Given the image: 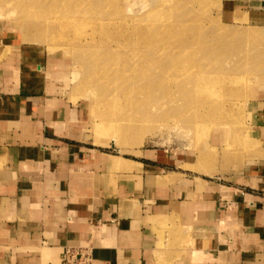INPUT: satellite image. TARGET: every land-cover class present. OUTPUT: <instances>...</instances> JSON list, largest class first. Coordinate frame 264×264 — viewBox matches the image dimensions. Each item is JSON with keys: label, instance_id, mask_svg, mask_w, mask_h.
<instances>
[{"label": "rangeland", "instance_id": "1", "mask_svg": "<svg viewBox=\"0 0 264 264\" xmlns=\"http://www.w3.org/2000/svg\"><path fill=\"white\" fill-rule=\"evenodd\" d=\"M60 1L0 0V71L6 63L17 66L20 60L40 65L42 71L28 77L40 83L28 96H56L70 107L76 141L94 153L139 160L150 166L151 173H176L187 179L198 177L226 185L233 183L234 175L246 162L264 150V13L246 11L228 0H106L105 13L113 10L108 9L111 1L120 11L116 14V19L121 20L117 29L139 31L128 37L130 41L121 52L110 45L115 52H108L119 56L106 63L105 47L86 45L92 29L89 19L95 15L85 20L69 7L80 0ZM82 7L100 11L95 0H88ZM49 8L63 12L57 14L64 19L66 14L71 16L75 22L58 34L67 41H45L50 27L44 24V18ZM77 20L83 21L79 22L81 26ZM144 25L152 31L147 33ZM168 25L170 30L165 29ZM171 27H175L174 31ZM150 37H154V42L145 47L142 42ZM172 45L181 48L176 50ZM151 50L154 60V56L148 57ZM146 54L154 61L149 68L153 69V77L138 75V70L132 74L127 67L120 79L109 78L117 67L123 73L119 66L126 63L125 58L130 64H139L143 62L139 57ZM96 55L107 68L109 79L103 78L100 63L96 65L90 59ZM13 70L5 76L11 77L10 84L0 81V95L22 89L23 80ZM157 74L162 77L155 79ZM163 85L166 91H162ZM148 86L152 88L150 92ZM204 87L205 95H196L197 89ZM3 215L0 211V221ZM160 237L166 238L171 247L180 246V238L171 231ZM6 245L4 234L0 233V264H21L24 252L14 251L10 244L6 249Z\"/></svg>", "mask_w": 264, "mask_h": 264}, {"label": "crops", "instance_id": "2", "mask_svg": "<svg viewBox=\"0 0 264 264\" xmlns=\"http://www.w3.org/2000/svg\"><path fill=\"white\" fill-rule=\"evenodd\" d=\"M228 1L264 13V0ZM3 69L4 85L13 69L24 85L0 95V233L21 264H60L67 248L91 264H264L263 149L229 185L151 173L76 141L58 97L28 96L40 65Z\"/></svg>", "mask_w": 264, "mask_h": 264}, {"label": "bare ground", "instance_id": "3", "mask_svg": "<svg viewBox=\"0 0 264 264\" xmlns=\"http://www.w3.org/2000/svg\"><path fill=\"white\" fill-rule=\"evenodd\" d=\"M35 1H37V2H42V0H35ZM44 1V0H43ZM46 1H55V2H61L60 0H46ZM88 1V0H87ZM87 1L86 0H80V2L81 3H79V4H77V5H74L73 7L72 6H69V7H71L72 8V10L74 11L73 13H77L78 14V16L79 17H83L85 20H86V18L88 17V19H89V16H93V15H95V17L93 16L91 19H89V20H91L90 21V23L92 24V29H91V32H90V34H89V36H88V38H87V40H86V45H89L90 47H94V48H97V47H101V48H104L105 49V56H104V62H106V63H108V61L109 60H111L112 58H118V56H119V54L118 53H110V52H108V51H110V50H112L111 49V46H113V48H114V50L115 51H118V50H120V52H121V50L124 48V45L125 44H127V42H129L130 40L128 39V37H130L131 35H134L135 36V34L137 35L138 33H139V31L137 32L136 30H133L132 32H127V30H126V32H123V31H120L119 29H117V25L116 24H119L120 23V21L121 20H119V19H116V14L118 13V12H120L119 11V9L118 8H116L115 7V1H111V2H109V5H108V9H113L112 11H110V13H109V11H108V13H105V9H104V7L103 6H107V4H108V1H106V0H95V3H96V5H98V7H97V10L99 9L100 11H92V9H87L86 7H82L83 6V4L86 2L87 3ZM167 1V0H166ZM165 1V2H166ZM175 1V0H174ZM173 1V2H174ZM179 1V0H178ZM181 1V0H180ZM177 2V1H176ZM175 2V3H176ZM89 4V3H88ZM174 4V3H173ZM172 4V5H173ZM178 4V3H177ZM197 4H198V2H197ZM80 5H81V7H80ZM194 5H195V3H194ZM18 6H20L19 4H18ZM25 6V5H24ZM175 6V5H174ZM68 7V8H69ZM62 8V7H61ZM88 8H90V7H88ZM93 8V7H92ZM172 8H174V7H172ZM175 8H177L176 6H175ZM198 8V7H197ZM196 8V9H197ZM50 9V11H48L47 12V15L48 16H46L45 18H44V24H48V26L50 27V29H49V31H48V33L46 34V37H45V41H48V42H54L55 40H59V38H60V40L62 39V40H66L67 41V39L66 38H64V36H62L61 35V37H59L58 36V34L60 35L62 32H65L67 29H70V27L72 26V23H75V22H72V20H71V16L70 17H68L67 16V14H66V16H65V19H64V17L63 16H59L58 14L60 13H63V12H58V11H56L54 8H49ZM67 8H65L64 10H66ZM104 9V10H103ZM55 10V11H54ZM91 10V11H90ZM154 10V9H153ZM170 10H172V9H170ZM130 11V10H129ZM58 13V14H57ZM167 13V12H166ZM201 13V12H200ZM195 14V13H194ZM164 15V14H163ZM166 15V14H165ZM173 15H174V13H173ZM172 15V16H173ZM73 16L74 17H76V14H73ZM195 16V15H194ZM60 17H63V18H60ZM198 17H199V15H198ZM82 18V19H83ZM121 18V17H120ZM122 18H125V17H122ZM172 18V17H171ZM173 18H176V17H173ZM64 19V20H63ZM78 19V18H77ZM83 19V20H84ZM170 19V18H169ZM179 19V18H178ZM194 19V18H193ZM201 19V18H200ZM46 20V21H45ZM63 20V21H62ZM84 20V21H85ZM166 20V19H165ZM177 20V19H176ZM185 20V19H184ZM189 20V19H188ZM196 20V19H195ZM75 21V20H74ZM78 21V20H77ZM140 21V20H139ZM187 20H185V22H186ZM190 21V20H189ZM194 21V20H193ZM79 22H83V21H78V23L77 24H79L80 25V23ZM88 22V21H87ZM166 22V21H165ZM125 23V22H124ZM157 23V22H156ZM155 23V24H156ZM170 23H172V22H169V24ZM177 23V22H176ZM182 23V22H181ZM193 23V22H192ZM192 23H191V25H192ZM195 23V22H194ZM133 24V23H132ZM131 24V25H132ZM160 24V23H159ZM165 24H168V23H165ZM173 24H175V22L174 23H172L171 25H173ZM178 24V23H177ZM183 24V23H182ZM182 24H181V26H182ZM79 25H77V27H79ZM151 25H153L154 26V24H151ZM157 25V24H156ZM163 25V24H162ZM47 26V27H48ZM74 26H76V25H74ZM73 26V27H74ZM81 26V25H80ZM117 26V27H116ZM134 26V25H133ZM152 26V27H153ZM160 27H161V24L159 25ZM180 26V25H179ZM178 26V27H179ZM180 26V27H181ZM184 26V25H183ZM76 27V30H78V28ZM129 27V26H128ZM131 27V26H130ZM130 27H129V29H130ZM144 27H145V31L148 33V31H149V29H150V31H152V29L149 27V29L148 28H146V26L144 25ZM167 27H169V29L168 30H170V26L168 25V26H166V28L165 29H167ZM177 27V28H178ZM179 27V28H180ZM193 27H195L194 25H193ZM198 27V26H197ZM113 29L114 31L112 32V31H110V29ZM164 28V27H163ZM163 28H162V31H163ZM171 28H173V27H171ZM175 28V27H174ZM174 28H173V31H174ZM179 28H178V30H179ZM66 29V30H65ZM73 29V28H72ZM88 30H89V28H88ZM161 30V29H160ZM185 30H186V28H185ZM144 31V32H145ZM166 31V30H165ZM176 31V30H175ZM184 31V30H183ZM75 32H79V30L78 31H75ZM143 32V33H144ZM145 32V33H146ZM164 32V31H163ZM82 33V32H81ZM80 33V34H81ZM165 33H169L170 34V32H165ZM173 33V32H172ZM183 33V32H182ZM161 33H159V35H160ZM148 35V34H147ZM147 35H146V37H147ZM151 36H152V34H150ZM166 35V34H165ZM174 35V34H173ZM58 36V37H57ZM133 36V37H134ZM170 36H172L171 34H170ZM167 37H169V36H167ZM85 38V37H84ZM127 38V39H126ZM154 37H150L149 39H146L145 41L143 40V45L146 47L147 45H149L150 43H152V42H154V39H153ZM134 39H135V37H134ZM164 39V38H163ZM172 39V38H171ZM59 40V41H60ZM85 40V39H84ZM83 40V41H84ZM127 40V41H126ZM160 40V39H159ZM159 40H158V42H159ZM167 40L169 41V39L167 38ZM193 40V39H192ZM182 41V40H181ZM181 41H179V42H181ZM185 41H187V39H185ZM195 41V40H194ZM193 41V42H194ZM61 42V41H60ZM132 42V41H131ZM179 42H177V43H179ZM190 43H192L191 41H189ZM188 42V43H189ZM208 42V41H207ZM55 44H56V42H54ZM85 43V42H84ZM134 43V42H133ZM137 43H138V45H140V40L138 39L137 40ZM165 43V42H164ZM171 43V42H170ZM169 43V44H170ZM51 44H53V43H51ZM58 44V43H57ZM63 44V43H62ZM153 44V43H152ZM156 44V43H155ZM160 43H158L157 44V46L159 45ZM167 44V43H166ZM165 44V45H166ZM168 44V45H169ZM175 44V43H174ZM194 44V43H193ZM204 44H206V43H204ZM215 43H213L212 45H214ZM70 45V44H69ZM71 45H74V44H71ZM70 45V46H71ZM80 45H82V44H80ZM111 45V46H110ZM129 45H130V43H129ZM128 45V46H129ZM183 45H184V42H183V44H182V48H184L183 47ZM195 45V44H194ZM209 45V44H208ZM83 46H84V44H83ZM108 46H110L108 49H107V47ZM126 46V45H125ZM141 46H142V44H141ZM191 46H193V45H191ZM210 46V45H209ZM72 47V46H71ZM149 47V46H148ZM150 47H151V45H150ZM167 47V46H166ZM176 46H174L173 47V45H172V48H175ZM178 47H180V46H178ZM178 47H176L175 49L177 50H179V48ZM210 47H212V46H210ZM152 48V47H151ZM159 48V47H158ZM181 48V47H180ZM187 48H188V46H187ZM198 48V47H197ZM200 48V47H199ZM148 49V48H147ZM157 49V48H156ZM189 49V48H188ZM71 50V49H70ZM114 50H112V51H114ZM153 50H155V49H153ZM114 51V52H115ZM145 51V50H144ZM170 51H171V48H170ZM119 52V53H120ZM182 52V51H181ZM151 53H152V50H151ZM161 53H163L162 51H161ZM176 55H177V53H175ZM103 55V54H102ZM147 55L148 54H146V55H143V56H140L139 57V55H138V57H139V60L140 59H142V60H140L141 62L143 61V62H145V64L144 65H146V66H144V67H142V68H140L139 66H140V64H142V63H128L127 62V58H125V60H126V63L124 64V65H121V67L119 66V69L121 68H123V73L121 72V70L118 72V67H117V69H116V71L115 72H113L112 74V76H109V78L111 77V79H113L114 77H116V79L118 80V79H120L122 76H124L123 74L127 71V67H128V70L129 71H131L132 72V74L133 73H135L136 72V70H138L139 72H137L138 73V75L139 74H144V75H147V74H149L150 76H154V73H153V69H149L150 67H151V63H153L154 64V61H152V60H150L149 58H150V56H154V54L152 53V55L149 53V55H148V57H147ZM175 55V56H176ZM126 57V56H125ZM145 58V59H144ZM90 59L96 64V65H98L99 63H100V57H98L97 55L96 56H92V57H90ZM155 59V56L153 57V60ZM125 60H124V62H125ZM136 61H137V59H136ZM174 62H177L176 61V59L174 60ZM113 63V62H112ZM116 64H117V61H116ZM116 64H114V65H116ZM118 65V64H117ZM126 65V66H125ZM174 65V64H173ZM177 65V64H176ZM181 65V64H180ZM179 65V66H180ZM100 67H99V69H100V72H101V70H102V74H103V78L104 79H109V78H107L108 77V73H107V68L105 69L103 66H104V64H102L101 65V63H100V65H99ZM184 66V65H183ZM98 67V66H97ZM182 67V66H181ZM185 67V66H184ZM195 67V66H194ZM179 68V67H178ZM186 68H188L187 66L185 67V69H184V72L185 73H187L189 70H187L186 71ZM125 69V70H124ZM176 69H177V67H176ZM175 69V70H176ZM174 70V71H175ZM155 71V70H154ZM179 71H181V68H179ZM98 72V71H97ZM165 72V71H164ZM190 72V71H189ZM189 72H188V74H189ZM96 73V72H95ZM176 73H178V69H177V72ZM161 74V73H160ZM195 75H197V74H195ZM156 76H159V77H162V75L160 76V75H155V79H156ZM169 76V75H168ZM167 76V77H168ZM196 77V76H195ZM170 78H172V77H170ZM175 79V78H174ZM170 80V79H169ZM163 81V80H162ZM162 83V82H161ZM159 84V83H158ZM146 85V84H145ZM163 86H165V85H163ZM149 87V86H148ZM112 88V87H111ZM118 90V89H117ZM132 89L130 88V90L129 91H131ZM141 90H143V88H141ZM140 90V91H141ZM152 90V88L151 87H149V89H148V91L150 92ZM162 91H166V86H165V89H162ZM156 92H158V91H156ZM207 91H206V89H205V87L204 88H198L197 89V91H196V95H205V93H206ZM115 94V93H114ZM114 94H112L111 96L113 97V96H115ZM125 94V93H124ZM110 97V96H109ZM127 97V96H126ZM111 100V99H110ZM107 101V100H106ZM115 101L117 102V99H115ZM108 103V102H107ZM106 102H105V104L106 105H108ZM111 104V103H110ZM114 105H117L116 103H114ZM109 106V105H108ZM112 106V105H111ZM196 106H198V105H196ZM113 161V160H112ZM114 162V167H117V165H118V161L117 160H115V161H113ZM112 163V162H111ZM113 167V166H112Z\"/></svg>", "mask_w": 264, "mask_h": 264}, {"label": "built area", "instance_id": "4", "mask_svg": "<svg viewBox=\"0 0 264 264\" xmlns=\"http://www.w3.org/2000/svg\"><path fill=\"white\" fill-rule=\"evenodd\" d=\"M62 264H91V255L87 249H67Z\"/></svg>", "mask_w": 264, "mask_h": 264}]
</instances>
